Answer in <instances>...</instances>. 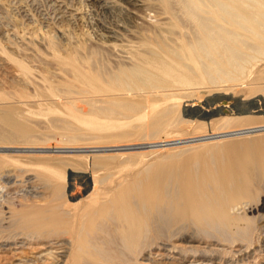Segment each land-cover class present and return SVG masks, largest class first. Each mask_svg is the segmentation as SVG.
I'll list each match as a JSON object with an SVG mask.
<instances>
[{
	"label": "rangeland",
	"instance_id": "374dc122",
	"mask_svg": "<svg viewBox=\"0 0 264 264\" xmlns=\"http://www.w3.org/2000/svg\"><path fill=\"white\" fill-rule=\"evenodd\" d=\"M145 3L133 22L125 0H0V146L144 147L156 140L183 139L205 132L235 133L228 131L264 125V0ZM245 17L252 21H245ZM202 18L213 24L219 21L236 31L242 24L255 30L244 31L241 38L228 42L241 51L234 59L224 43H219L221 54H215L214 59L198 58L194 54L201 51L204 38L215 43V37L204 35ZM219 68H225L230 77L218 76ZM260 105L263 111L256 108ZM233 108L255 110L239 115L229 113ZM207 109L230 111L213 122L193 117V113ZM226 116L230 119H221ZM159 128L166 132L146 136ZM256 128L186 145L162 146L158 150L150 146L132 148L103 157L92 156L102 154L97 151L82 153L87 156L59 153L62 156L57 155V159L45 157L51 153L29 158L26 153H13L12 157H0L1 164L28 171L16 179L13 176L3 198H11L13 211H39L44 219L53 196L50 188L36 180L40 173L53 178L57 173L60 178L54 186L63 190L62 200L69 202L72 184L80 193L83 191L84 177L78 176L83 173L89 178L109 177L107 182L128 179L148 183L169 178L170 172L190 157L197 160L211 154L225 162L233 151L238 154L236 159H262L264 155H258L264 150V127ZM153 149L147 155L140 153ZM256 193L258 200L250 202L256 211L244 207L237 212L254 220L264 219V186ZM85 197L79 203H87L90 197ZM7 207L2 206L4 211ZM7 224L8 218L1 229L2 241L20 232ZM75 224L79 223L74 222L73 227H77ZM194 230L188 229L190 233ZM90 231V226L82 228L84 235ZM8 240H17L20 247L18 251L0 252V264L10 263L20 253L28 256L34 250L29 243L22 247L21 242L26 241L22 234ZM216 242V238H206L186 243L197 246L189 260L140 257L134 264H202L201 258L203 264H210L212 258L226 254V243ZM64 261L59 260L61 264Z\"/></svg>",
	"mask_w": 264,
	"mask_h": 264
},
{
	"label": "bare ground",
	"instance_id": "6f19581e",
	"mask_svg": "<svg viewBox=\"0 0 264 264\" xmlns=\"http://www.w3.org/2000/svg\"><path fill=\"white\" fill-rule=\"evenodd\" d=\"M125 1L130 5L131 20L136 22L139 18L137 11L146 6V0ZM202 19L205 22L204 35L215 37V43L210 44L207 38H204L205 42L202 39L201 51L194 54L198 58L214 59L215 54H221L219 43H224L226 52H230L231 58L234 59L241 51L229 46L228 42L235 37L241 38L244 31L255 30L253 26L242 24L241 30L236 31L234 28L221 25L219 21L213 24L208 18ZM244 19L248 22L252 21L249 17ZM236 21L241 22L239 19ZM218 25L219 28L216 29ZM217 75L230 77L225 68H219ZM256 108L263 111V105ZM224 110L209 111L207 109L203 110L205 112L193 113V117H201L213 122L217 120L215 117L223 116L230 111ZM231 110L229 113L240 115L251 114L255 109L242 108L237 111L233 108ZM226 118L228 116L221 117V119ZM256 127L261 130L264 125L258 124L227 131H235L237 134V130H251ZM164 129L153 130L146 136L157 137L166 132ZM217 133L205 132L201 135L183 137V139L156 140L144 147L132 144L118 145L113 148L98 147V149H96L97 146L80 145L0 146V157H12L13 153H26L25 157L29 158L36 154L51 153L45 154V157L57 159L56 156L59 153L87 156L89 154L82 153L93 151L102 154H92V156L103 157L117 155L121 151L132 148L145 149L150 146L158 150L162 146L181 143L186 145L191 141L235 134L224 131L219 132L223 134L217 135ZM261 145L264 146L262 143ZM155 150H144L140 153L147 155L148 151ZM104 152L114 154H104ZM232 152L228 153L229 157L225 162H220L211 154L203 157L201 155L202 158L197 160L190 157L182 165H177L179 168L171 171L169 178L148 183L133 180L131 182L128 179L107 182L109 177L99 179L94 176L89 178L84 173L79 174L78 176L84 177L83 191L80 193L77 185L72 186V184L68 190L69 202L62 200L63 190L54 186L60 178L59 175L55 173L53 178L49 174L40 173L36 175L37 177L35 176L36 180L41 181L46 188H50L53 196L44 219H41L39 211L34 214L13 211L14 203L11 198H3L6 196L4 191L7 188L5 187L8 186L7 183L12 182L13 176L16 179L25 174L28 169L16 168L12 164H1L3 161L0 160V235L4 227L3 222L8 218L7 227L11 229L16 227V231H20L17 234H22L26 238V241L21 242L22 247L29 243L32 244L30 246L33 247L32 250L34 249L28 256L22 253L15 259L9 256L10 263L6 264H45L48 261L50 264H57L62 258L66 261L63 262L65 264H134L140 257L150 260L161 257L165 261L189 260L192 258L190 254L196 250L197 246L186 243L195 240L204 241L206 238H216L218 242L226 243L223 244L226 246L224 249L226 252L223 250V253H226L225 256L212 258L209 261L210 264H264V219L259 217L254 220L237 212L244 207L249 212L256 211V206H251L250 202L258 200L256 189L264 186V157L258 160L242 157L244 159L238 158V160L236 159L238 154ZM261 155H264V150L258 156L261 157ZM234 166L240 169L234 171L232 169ZM18 174L21 175L18 176ZM98 183L101 186H98ZM88 192L89 194L85 197V193ZM83 197L86 199L90 197V199L87 203H79L83 201ZM245 199L248 200L245 201ZM4 205L8 206L7 211L2 208ZM7 214H9L8 217H6ZM74 222L79 223L78 226L75 224L77 227H73ZM85 225L92 227V231L84 235L82 228ZM192 227H195L193 231L195 233L188 231ZM17 234L14 233V235ZM14 235L8 236V239ZM8 239L2 241L0 236V252L18 251L20 246H17V240L13 242ZM213 248L216 249V247ZM27 250H30L29 247ZM68 252L69 255H66ZM177 256L179 258H176ZM200 260L202 264L205 262L204 258Z\"/></svg>",
	"mask_w": 264,
	"mask_h": 264
}]
</instances>
